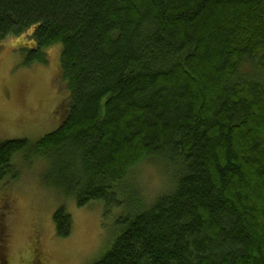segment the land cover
Here are the masks:
<instances>
[{"label": "trees", "instance_id": "1", "mask_svg": "<svg viewBox=\"0 0 264 264\" xmlns=\"http://www.w3.org/2000/svg\"><path fill=\"white\" fill-rule=\"evenodd\" d=\"M24 35V66L61 46L70 101L37 143H0V182L20 155L79 207L127 205L95 264H264V0H0V41ZM152 163L174 182L144 205L125 181Z\"/></svg>", "mask_w": 264, "mask_h": 264}, {"label": "rangeland", "instance_id": "2", "mask_svg": "<svg viewBox=\"0 0 264 264\" xmlns=\"http://www.w3.org/2000/svg\"><path fill=\"white\" fill-rule=\"evenodd\" d=\"M23 37L0 41V143L26 140L35 144L59 129L68 112L70 97L60 71L61 46L45 50L44 64L24 66L34 49L28 37ZM251 70L246 64L241 68L242 73ZM9 166L15 174L0 182V264H95L105 255L119 235L116 220L127 211L124 199L130 195L119 196L126 207L104 215L102 202L79 207L73 198L45 188L43 160L18 155ZM173 180L161 164H143L130 172L125 187L137 190L148 205L169 193ZM59 209L70 218L66 238L56 234L53 218Z\"/></svg>", "mask_w": 264, "mask_h": 264}]
</instances>
